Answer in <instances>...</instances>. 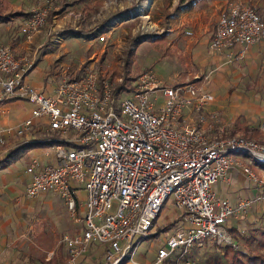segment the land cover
Listing matches in <instances>:
<instances>
[{
    "label": "built area",
    "instance_id": "2783aa9c",
    "mask_svg": "<svg viewBox=\"0 0 264 264\" xmlns=\"http://www.w3.org/2000/svg\"><path fill=\"white\" fill-rule=\"evenodd\" d=\"M49 9L39 7L24 17L20 34L29 39L37 33ZM142 18L140 36L164 31L147 15ZM263 38L264 20L257 8L239 1L221 11L209 46L223 51ZM30 66L0 45V100L17 98L31 106L16 124L0 107V143L31 132L39 120L53 133L49 141L56 142L44 154L54 161L29 159L25 196L54 193L82 224L80 232L61 237L70 264H77L93 244L98 245L96 264H162L168 259L189 264V251L206 239L238 247L225 224L229 217L246 216L256 201H264V178L250 166V157L264 162V142L240 134L224 136V125L210 111L215 97L203 85L206 76L168 84L146 69L132 82L130 92L115 98L113 82H99V72L92 67L61 78L46 92L27 81ZM116 81L122 82V77ZM259 128L264 132V120ZM234 167L260 189L255 197L215 198L213 185ZM169 197L181 213V227L157 248L153 261L137 259L140 244L149 238Z\"/></svg>",
    "mask_w": 264,
    "mask_h": 264
},
{
    "label": "crops",
    "instance_id": "0c3cea01",
    "mask_svg": "<svg viewBox=\"0 0 264 264\" xmlns=\"http://www.w3.org/2000/svg\"><path fill=\"white\" fill-rule=\"evenodd\" d=\"M225 2L226 0H140L134 17L143 22L144 19L141 16L147 15L149 20L157 25L160 23L159 26L164 28L160 35L166 38V40L162 39L168 44L170 50L177 51L186 58L187 77L183 82L194 80L196 76L207 77L203 81L204 87L213 93L214 103L216 99H219L215 109H227V112L224 111L221 114L230 115L227 119L220 120V123L226 126V133L236 119L256 127L248 118L252 112H249L247 108H253V105L240 109L237 107L240 104L238 100H232L227 104L223 100L229 96H240L235 91L234 81L243 75L241 72L244 70L256 72V85H264L262 69L264 38L248 46L236 45L232 49L223 51L212 50L209 46L210 38ZM165 55L163 56L167 57V54ZM239 60L244 62L243 67H240L241 72L232 69L231 65ZM225 66L227 68H224ZM228 67L232 69L231 73H226L225 69ZM240 85H245L243 79ZM0 107L8 111L12 124L18 123L28 115L31 108L29 103L17 98L1 99ZM17 109H24V111L18 113ZM231 111H234L233 116ZM215 133L214 130L210 132V135L213 136ZM262 134L264 135V132ZM52 135L47 123L39 120L31 132L23 136H8L4 143H0V160L8 154L9 150L25 144L49 141ZM45 148L46 146H31L16 161L0 167V264H70L67 249L61 242V237L65 233L80 232L82 224L71 217L63 200L54 193L45 192L36 198L25 196V188L29 182V175L26 173L29 159L36 156L43 163L54 161L53 156L44 154ZM242 160L248 162L247 159ZM253 162L251 161V168L255 173L258 169L257 173L260 177H264V168L256 162L254 165ZM212 189L215 198H228L231 201L239 198H253L260 190L255 183L247 179L240 167L230 169L226 178L216 182ZM53 195L58 197L56 201ZM78 212L80 216L83 214V206L78 208ZM49 213L54 216L50 217ZM41 214H43L41 218L34 219ZM262 216L264 217V201L259 200L253 203L246 216L229 217L225 227L253 231L260 226L258 221L263 218ZM97 248L98 245H91L86 253L78 257L77 264H88L89 260H94Z\"/></svg>",
    "mask_w": 264,
    "mask_h": 264
},
{
    "label": "rangeland",
    "instance_id": "374dc122",
    "mask_svg": "<svg viewBox=\"0 0 264 264\" xmlns=\"http://www.w3.org/2000/svg\"><path fill=\"white\" fill-rule=\"evenodd\" d=\"M6 1L10 3V8L2 10L3 15L9 11L18 10L32 12L43 6H49L55 11L52 20L49 23H45L29 39L23 37L19 32V27L24 17L11 16L8 20H0V45L7 46L24 63L31 65L29 68L30 72L27 73L26 78L34 87L43 88L46 92H50L61 78L74 76L78 71L83 72L89 67L96 69L102 74L107 73L111 69L122 71L125 60L124 52L132 47L135 38L144 36H149V38L137 44L133 68L139 70L152 69L158 77H161L168 84L173 83V80L183 82L187 77L186 58L183 54L170 50V47L164 41L166 40L165 37L160 34H158L160 35L158 37L139 35L137 28L141 22L134 15L137 12L136 8L140 5V0H101L102 5L96 12L83 11V3H79L76 0ZM239 1L256 7H260L264 2V0H226L223 6L225 8L229 4ZM90 2L92 6L96 0H90ZM262 5L264 6V4ZM165 54H167V57H164L166 56ZM99 61H101V64H99ZM97 63L99 64L98 66ZM243 63L241 60L231 63L232 69L241 72L240 67H243ZM224 68H227V66ZM232 69L228 67V69H225L226 73H231ZM262 69L264 70V67ZM241 73L243 75L234 81V87L236 88L234 89L240 95L237 96L239 99L229 96L223 102L227 104L232 100H238L240 104L237 107L240 109L245 108L247 105H253V108H247L249 112H252L248 118L257 127L264 118V85H256V72H249L247 69ZM118 77L111 80L113 84H115ZM242 79L245 83L244 86L240 85ZM247 83L249 84L248 86L246 85ZM218 100L216 99V102ZM216 102L214 106H211V112L216 114L221 121L227 119L230 116H228V113L221 114L224 111L227 112V109H215ZM17 110L18 113L24 111V109ZM230 113L233 116L234 111ZM244 118L246 119L245 116ZM224 136H234V134L225 133ZM244 137L247 138L246 136ZM261 137L263 138L262 142H264V135L262 134ZM247 139L257 140L255 138ZM257 141L261 142L260 140ZM240 154L250 157L247 153ZM250 159L264 167V162L252 157ZM254 162L253 164L256 165ZM19 165L21 164L19 163ZM257 171L259 170H256V174H258ZM80 194L83 199L85 190L81 189ZM53 198L56 201L58 197L53 195ZM171 202L172 198L169 197L163 205L155 225L150 229L149 238L143 240L140 244L136 254L137 259L144 262L153 261L157 248L163 244L168 235L181 227V223L177 221L174 226L166 231L160 232L156 236L154 235L159 226L165 225L180 216L181 213ZM42 215H37L34 219L41 218ZM49 216L53 217L54 215L49 213ZM258 223L264 227V217ZM253 236V238L246 241L245 238L234 234L236 241L239 243L238 250L241 253L244 264H252L246 256H243L246 255L245 253L248 255L259 253L264 256V247L259 243L260 240L264 239L263 235L259 234L257 229H254ZM136 239L137 237H135L134 242ZM229 257V254L228 256L222 255V250L216 242L212 239H206L189 251L186 260L189 264H214L216 259H220L222 264H241L240 262H232ZM88 264H96V262L95 260H89ZM180 264L185 263L181 261Z\"/></svg>",
    "mask_w": 264,
    "mask_h": 264
},
{
    "label": "trees",
    "instance_id": "16d2710c",
    "mask_svg": "<svg viewBox=\"0 0 264 264\" xmlns=\"http://www.w3.org/2000/svg\"><path fill=\"white\" fill-rule=\"evenodd\" d=\"M79 3H83L82 8L83 11L88 12V11H94L96 12L98 10V8L102 5L101 0H96V2L91 6L90 5V0H76ZM10 8V3L6 0H0V20H8L11 16H19V17H27L31 14V12H25L23 10H18V11H9L8 13H6L5 15L2 14V10L8 9ZM257 11L259 13V15L261 16L262 20H264V6H260L257 7ZM55 11H53L52 8L49 9L48 11V15H47V20L46 23H49L52 18ZM149 38V36H144L142 38H135V41L132 45V47H130L129 49H127L124 52V56H125V60H124V64H123V70L122 71H117L115 69H111L109 71H107V73L102 74L101 72H99V82L102 81L103 79H109V80H113L116 77H122V82H115L114 86H113V95L115 98H118L121 94L123 93H127L131 91V84L133 81H135L138 76L146 69L144 70H139L137 68H133V60L136 56V46L138 43H140L142 40ZM102 60V59H101ZM99 64H101V61H99ZM97 63V66L99 65ZM30 72V70L28 71ZM81 74V71H78L75 76H78ZM227 134H236V133H241L243 136H246L247 138H255L257 140H260L262 142L263 138L262 133L263 131L259 128V127H253V126H249L247 124H244V122H241L240 119H236L230 126V129L228 132H226ZM56 141H40L34 144H25V145H21L16 147L15 149L9 150L8 154L6 156H4L1 160H0V167H2L3 165H7L10 164L14 161H16L18 158H20L29 148H31V146H51L53 144H55ZM263 167V166H262ZM264 168V167H263ZM181 215L177 216V218L173 219L171 222H168L165 225L159 226L157 229V232L154 234L155 236L158 235L160 232L166 231L167 229H169L170 227L174 226L175 222H179V220L181 219ZM155 225V223H154ZM257 231L259 232V234L263 235L264 237V227H262V225H260L259 227L256 228ZM229 234L232 236V238L236 241L234 234L237 236H241L242 238H245L246 241L247 239H251L253 238V231H246L244 229V231H240L237 230L235 227H230L227 228ZM152 236V235H151ZM237 242V241H236ZM238 243V242H237ZM261 244L262 247H264V239L260 240L259 242ZM222 250V255L223 256H228L229 254V258L230 260L233 262H237V263H241L244 264V261L241 258V253L238 250L239 248V243H238V247L236 249H233L231 246L227 245V244H218ZM232 254V255H231ZM248 260H250L252 262V264H264V256H262L259 253H254L253 255H248L247 253H245ZM120 264H124V262H121ZM162 264H177L173 259H168L164 262H162ZM214 264H222V261L220 259H216ZM246 264V263H245Z\"/></svg>",
    "mask_w": 264,
    "mask_h": 264
},
{
    "label": "water",
    "instance_id": "95a60500",
    "mask_svg": "<svg viewBox=\"0 0 264 264\" xmlns=\"http://www.w3.org/2000/svg\"><path fill=\"white\" fill-rule=\"evenodd\" d=\"M156 36V35H155Z\"/></svg>",
    "mask_w": 264,
    "mask_h": 264
}]
</instances>
